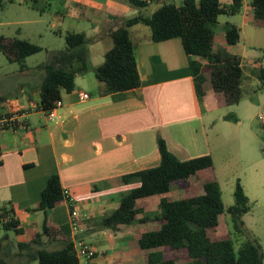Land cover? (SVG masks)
I'll return each instance as SVG.
<instances>
[{
    "label": "crops",
    "instance_id": "crops-1",
    "mask_svg": "<svg viewBox=\"0 0 264 264\" xmlns=\"http://www.w3.org/2000/svg\"><path fill=\"white\" fill-rule=\"evenodd\" d=\"M38 1L30 0L31 7H36ZM48 1L55 3L57 11L51 27L63 37L66 33H83L87 38L98 37V40L87 47L90 72L77 77L71 91L60 92L62 105L55 110V120L35 109L40 80L36 87L22 88L19 96L0 104V116L12 113L14 115L8 118L15 123L0 132V207L11 205L22 229L18 235L13 231L0 232V260L8 264L37 263L28 262L26 252H19L18 244L30 242L41 232L44 214L32 210L39 203L47 179L56 174L61 189L68 192L80 218L72 220L70 206L62 200L47 214L48 222L68 229L70 239L74 241L79 236V241L93 250L91 258L85 255L79 258L80 264H145V257L152 251L141 250L138 240L143 233L157 228L155 224L152 226L149 221L141 224L136 220L116 233L99 230L96 225L104 214L118 208L123 195L139 185L135 181L122 183L123 176L159 165L158 138L180 161L212 157L202 120L203 102L210 103L212 97L222 95L212 91V65L188 57L178 38L153 42L150 28L136 24L129 27L128 32L134 47L139 87L99 95L93 68L102 64L112 46L109 32L128 19L150 18L162 3L134 0L145 2L137 6L131 4V0ZM220 1L223 5L231 3V0ZM169 2L179 6L175 0ZM241 3L237 22L232 21L234 15H225L223 25L218 22L223 15L217 18L212 51L236 56L248 78L252 73L244 69L264 67V58L248 56L245 45L239 54L232 53V46L226 45L224 37L226 24L239 29L236 44L244 28L254 27L250 0H241ZM261 46L259 50H264V45ZM190 59L201 62L199 74L204 86L199 90L198 80L190 69ZM79 93L88 98L81 100ZM186 180L173 184L166 197L180 199L202 194L205 182L201 185L194 178ZM188 187L195 192L181 196L179 192ZM160 200L161 196L145 200L146 216L157 208L158 215L161 214ZM10 233L14 235L12 238ZM3 235H7V239Z\"/></svg>",
    "mask_w": 264,
    "mask_h": 264
},
{
    "label": "trees",
    "instance_id": "trees-1",
    "mask_svg": "<svg viewBox=\"0 0 264 264\" xmlns=\"http://www.w3.org/2000/svg\"><path fill=\"white\" fill-rule=\"evenodd\" d=\"M156 1L162 3V6L150 18L137 16L128 19L122 26L109 32L112 46L105 53L102 64L93 68L95 79L99 83L98 94L124 92L139 87L140 77L128 28L144 24L150 28L153 42L178 38L188 57L210 63L211 88L215 92L227 93L232 98L230 102H237L243 77L239 59L227 53H213L212 43L217 18L220 15L238 14L242 7L241 0H231L229 5H223L220 0H182L179 6L169 2L171 0ZM130 3L143 6L145 2L131 0ZM250 6L253 9L252 24L257 28L264 27V0H250ZM224 37L226 45H236L239 29L233 24H226ZM64 40L65 49L49 51L46 61L38 66L42 74L38 85L37 111L51 110L61 101L62 90L71 91L75 79L90 72L87 47L96 42L98 37L87 38L83 33H66ZM41 50V47L26 40L14 39L6 43L0 37V51L17 62L21 71L26 69L25 59ZM189 64L196 80H202V75L199 74L201 62L190 59ZM253 74L264 87V67L256 68ZM199 89L201 87L198 82ZM199 94H202L201 90ZM6 100L0 96V104ZM13 115H1L0 120ZM6 128L8 127H0V132ZM157 145L159 165L123 176L122 183L135 181L139 185L123 195L118 208L104 214L96 227L116 233L122 226L136 220L141 224L153 221L157 228L143 233L138 240L141 250L152 251L145 257V264H263L264 254L260 245L247 236L242 228L240 217L247 211V197L240 184H236L234 191L235 205L226 210L219 185L212 174L204 177L206 181L201 195L180 199L166 197L173 184L188 178L195 179L211 170L212 159L210 156H202L180 161L168 151L161 138H158ZM153 196H161V214L146 216L145 200ZM61 201L59 177L53 174L40 192L37 207L32 210L44 214L41 232L30 242L18 244L19 252H26L28 262L80 264L68 229L52 226L48 222L47 214ZM224 214L229 219L230 237L215 234L218 219ZM1 231H13L17 235L22 233L11 205L0 207ZM3 237L7 239V235ZM78 238L76 236L75 240H79ZM236 240L240 242L237 243ZM0 264L8 263L0 260Z\"/></svg>",
    "mask_w": 264,
    "mask_h": 264
},
{
    "label": "rangeland",
    "instance_id": "rangeland-1",
    "mask_svg": "<svg viewBox=\"0 0 264 264\" xmlns=\"http://www.w3.org/2000/svg\"><path fill=\"white\" fill-rule=\"evenodd\" d=\"M175 1L178 5L182 2ZM36 3V7H31L30 0H0V37L6 43L19 39L42 48L40 52L25 59L26 69L23 71L17 62L0 51V96L6 99L19 96L22 88L36 87L42 74L38 66L46 61L48 52L66 47L63 35L51 27L57 15L55 3L48 0ZM240 16L234 15L232 21L237 22ZM226 18L225 15L220 16L218 22L223 25ZM244 45L248 56L254 55L262 60L264 50L259 48L264 45V29L244 28L239 43L230 50L239 54ZM254 70L252 67L244 69L252 74L247 78L243 73L237 102H230L232 98L227 93L212 97L210 103L207 100L203 102L202 120L212 152V169L195 179L202 185L201 182L206 181L205 176L212 174L216 177L225 210L235 205L234 191L236 184H240L247 197V211L240 217L242 228L247 236L256 240L264 254V122L260 120V117L264 120V87L254 76ZM202 80L198 81L201 88L204 86ZM224 98L227 102H224ZM194 192L193 188L188 187L179 194L185 197ZM157 210L149 216L158 215ZM228 221L226 214L219 217L216 236L230 237ZM149 222L154 226L153 221ZM9 236L12 238L14 235L10 233Z\"/></svg>",
    "mask_w": 264,
    "mask_h": 264
},
{
    "label": "built area",
    "instance_id": "built-area-1",
    "mask_svg": "<svg viewBox=\"0 0 264 264\" xmlns=\"http://www.w3.org/2000/svg\"><path fill=\"white\" fill-rule=\"evenodd\" d=\"M146 2H149L150 0H145ZM79 98L81 100H85L88 98L86 94L79 93ZM62 105L61 101H58L51 110L44 112L46 114V117L50 120H55L56 115H55V110L59 108ZM260 120H263V118L260 117ZM15 125L14 122H10L9 118H4L0 120V127L2 128L3 126L13 127ZM62 200L65 201L66 203L69 204L70 206V217L72 220H78L80 218V214L75 206L71 205V200L69 198L68 192L66 190H62ZM74 226V225H73ZM74 247L77 253L78 258H80L82 255H85L87 258H91L94 255V252L92 249H90L88 246L80 242L79 240H74Z\"/></svg>",
    "mask_w": 264,
    "mask_h": 264
}]
</instances>
